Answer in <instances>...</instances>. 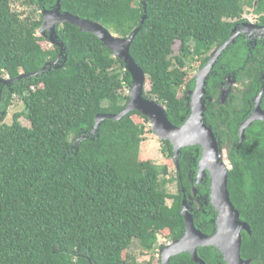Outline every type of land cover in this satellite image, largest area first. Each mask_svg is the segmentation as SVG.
<instances>
[{
	"label": "trees",
	"instance_id": "trees-1",
	"mask_svg": "<svg viewBox=\"0 0 264 264\" xmlns=\"http://www.w3.org/2000/svg\"><path fill=\"white\" fill-rule=\"evenodd\" d=\"M12 1L0 0V113L15 99L29 127L20 122L23 114H15L10 125L0 123V264H140L129 251L134 241L146 254L165 247H158L161 238L172 243L184 235L182 200L200 149L181 150L178 190L170 194L167 167L141 161V144L152 132L148 118L133 112L119 122L105 120L92 135L96 115L125 108L131 77L98 38L70 24L56 28L67 56L60 68L5 84L39 73L59 55L55 45L43 48L48 39L38 35L42 12L53 10L57 0H20L25 15L12 9ZM144 4L147 19L130 53L150 86L144 97L163 105L169 121L181 126L196 79L189 76L188 61L202 68L235 27L247 24L245 8L263 16L264 0H60L61 12L121 38L140 25ZM263 69L264 49L255 52L236 38L205 88L204 120L219 147L229 143L227 187L240 220L250 227V234L242 232L241 258L251 264H264V124L253 125L242 141L238 126L247 100L231 94L217 107L207 100L217 98L220 82L236 71V79L255 91ZM162 143L171 159L173 147ZM214 221L211 215L194 218L206 235L215 232ZM198 256L205 264H226L213 247L199 248ZM169 264L195 263L185 253Z\"/></svg>",
	"mask_w": 264,
	"mask_h": 264
},
{
	"label": "water",
	"instance_id": "water-1",
	"mask_svg": "<svg viewBox=\"0 0 264 264\" xmlns=\"http://www.w3.org/2000/svg\"><path fill=\"white\" fill-rule=\"evenodd\" d=\"M146 19V5L144 4V15L140 20V25L127 38H121L113 35L108 29L97 22L80 19L70 13L61 12L60 0H57L53 10L42 12V25L39 29L42 37L48 39L52 46L55 45L59 48L57 59L53 63L47 64L39 73L31 75L21 74L14 80L5 81V84L10 85L12 82L20 81L27 77H38L51 69L60 68L61 64L65 63L67 60L65 47L56 34V28L59 25L70 24L77 27L82 33H88L98 38L102 45L112 52L114 58H118L123 62L126 71L131 77V87L128 92V102L125 108L116 115H96L91 134L96 136L102 122L105 120L119 122L128 114L137 112L148 118L152 132L161 141L169 142L173 147V155H178L176 159L177 169L181 150L199 147L201 149V156L198 162L197 175L199 180L204 176L206 171L210 175V199L217 213L215 232L211 235H206L195 227L193 215L189 212L188 201L184 197L181 209V216L185 223L184 235L181 239L160 249L159 258L161 264H169L173 257L185 253L190 255L195 264H205L198 256V249L207 247L217 249L223 256L226 264H251L250 260L246 261L241 258L242 232L250 234V227L246 222L240 220L239 212L230 200L227 187L229 168L223 161L215 134L204 120L207 108L205 89L207 80L221 55L235 42L241 33L248 31L249 28L244 30L240 26L235 27L227 41L211 53L208 61L200 68L197 74L193 91L189 92L187 96V100H190V114L181 126H175L169 121L163 105L154 99L144 97L146 75L130 53L132 43L142 29ZM247 25L259 32L263 30L258 26ZM254 120L264 122V113L259 110L258 104L252 116L242 125L241 134L245 127ZM86 138L87 136H81L80 141Z\"/></svg>",
	"mask_w": 264,
	"mask_h": 264
},
{
	"label": "flooded vegetation",
	"instance_id": "flooded-vegetation-1",
	"mask_svg": "<svg viewBox=\"0 0 264 264\" xmlns=\"http://www.w3.org/2000/svg\"><path fill=\"white\" fill-rule=\"evenodd\" d=\"M262 17L264 19V14L261 17L256 16V19H255L256 21L254 22L255 25L251 24L252 26L253 25L258 26L260 29H263L261 32H259L258 30H254L253 27H249V25H247V24H250L249 21L247 22V24L240 25V28L244 30L248 28L249 29L248 31H245L244 33H241L240 36H238L239 43L241 42L245 46L250 47L251 50H254L255 52H260L264 49V23L262 21ZM221 68L223 70L222 65H221ZM236 72L226 74L223 81L220 82V89H219L220 92L217 98L215 99L208 98L207 101L209 105H211V107L221 106L227 102L228 97L231 94L238 95L242 99V101L247 100L248 110H245L242 113L241 117H243L242 119H244V121L240 123V125L238 126V133H239L238 135L243 141L247 139L246 132L248 129L252 128L253 125H257L259 123L264 124L263 121L254 120L247 127H245V129L243 130L241 134L242 125H244L247 122V120L252 116L257 104L259 106V110L264 113V69L258 72L260 85H259V88H256L255 91L244 86V84L242 85L241 82H239L236 79L237 78ZM211 75H213V73ZM229 81H232V84L230 86H229ZM244 83L247 84V81H244ZM224 86H225V97H224L225 100L224 102H220V95H221V92H223ZM259 127L260 126L258 125L256 128H259ZM215 137H216L218 147H219V140L216 135ZM219 150L223 157V161L226 163V166L230 169L231 166L228 160L229 143L227 142L225 146L219 147ZM200 156H201V149H200V155L197 161H195L193 165L195 169L190 170V175L188 176V178L190 177V180H189L190 189H189V193L187 192L186 194V198L188 200L189 212L193 215L194 218H197L199 214H202L205 217L211 215L215 218V221H216L217 213H216L215 208L212 206L211 199H210V192H211L210 191V175L206 171L204 176L200 180L197 175L198 174V162H199ZM207 210L213 211L214 214L211 212L207 213L206 212Z\"/></svg>",
	"mask_w": 264,
	"mask_h": 264
},
{
	"label": "rangeland",
	"instance_id": "rangeland-1",
	"mask_svg": "<svg viewBox=\"0 0 264 264\" xmlns=\"http://www.w3.org/2000/svg\"><path fill=\"white\" fill-rule=\"evenodd\" d=\"M12 9L18 13L23 12L24 15L28 13L27 9H24V7L21 5L20 0H13L12 1ZM245 15L244 17L248 19V21L251 24H255L254 22L256 21V16L252 14V10L250 8H245ZM38 35L41 36V34L38 31ZM42 47L45 49L51 48V44L48 40V42H42L41 43ZM192 47L193 44L191 43ZM179 48V44L177 43L174 46V52L177 54ZM200 67H199V62L197 61H188L187 63V71L189 73L190 77H197V74L199 73ZM5 83V82H4ZM232 84V81H229V86ZM228 89V88H227ZM150 90V86L148 83L145 85L144 91L147 92ZM179 96H182V92H179ZM225 97V86L223 87V92H221L220 95V102L224 100ZM24 106L22 103H19L18 101L13 100V103L11 106L8 108V111L6 114L0 113V123H5V124H12V118L15 114H23V117H21L20 122L22 123L23 126L29 127V122L27 121L25 115H24ZM134 120L136 122H142L141 119H138L134 117ZM147 127L151 128L150 123L147 125ZM152 130V128H151ZM146 139L145 141L141 144L140 148V156H141V161L143 162H149L154 165L158 166H166L168 170V179H171L173 182L169 183L166 187V190L170 194H176L177 193V182L175 181L176 179V174H177V165H176V159L178 158V155L174 154L171 159H168L164 154H163V143L162 141L155 135L153 132L147 131L145 135ZM168 205L171 204V201H167ZM168 241L164 240L161 238L158 243V247L164 245H169ZM130 253L134 255L135 257L138 258V261L140 264H149L150 258L154 256L152 263L153 264H158V259L159 258V251L160 249H157L154 251V253H146V254H140V247L137 241L133 242L132 247L130 248Z\"/></svg>",
	"mask_w": 264,
	"mask_h": 264
}]
</instances>
